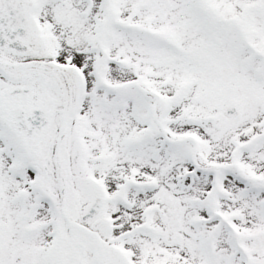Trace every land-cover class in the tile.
Listing matches in <instances>:
<instances>
[{"label":"snow or ice","instance_id":"1","mask_svg":"<svg viewBox=\"0 0 264 264\" xmlns=\"http://www.w3.org/2000/svg\"><path fill=\"white\" fill-rule=\"evenodd\" d=\"M0 264H264V0H0Z\"/></svg>","mask_w":264,"mask_h":264}]
</instances>
